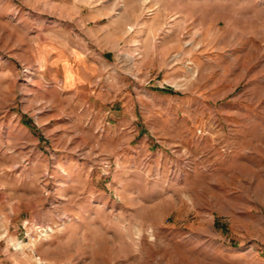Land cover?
<instances>
[{
  "label": "rangeland",
  "instance_id": "rangeland-1",
  "mask_svg": "<svg viewBox=\"0 0 264 264\" xmlns=\"http://www.w3.org/2000/svg\"><path fill=\"white\" fill-rule=\"evenodd\" d=\"M0 264H264V0H0Z\"/></svg>",
  "mask_w": 264,
  "mask_h": 264
},
{
  "label": "crops",
  "instance_id": "crops-1",
  "mask_svg": "<svg viewBox=\"0 0 264 264\" xmlns=\"http://www.w3.org/2000/svg\"><path fill=\"white\" fill-rule=\"evenodd\" d=\"M101 34H102V31H100L98 34H94L93 35L94 36L93 38L96 39V40H99ZM90 48H93V50H95L94 47H90ZM97 53H98V57H99L100 62L103 63V64H107V61L108 60L105 58V55L102 54V51H98ZM97 53L94 52V54H97ZM81 61L84 63L85 62L84 61V58H82ZM65 77L67 78V76H65Z\"/></svg>",
  "mask_w": 264,
  "mask_h": 264
}]
</instances>
